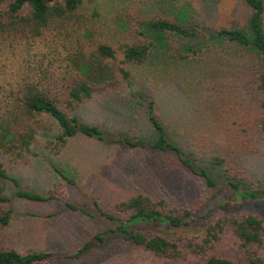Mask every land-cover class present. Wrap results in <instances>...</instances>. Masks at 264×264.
<instances>
[{
	"label": "trees",
	"instance_id": "trees-1",
	"mask_svg": "<svg viewBox=\"0 0 264 264\" xmlns=\"http://www.w3.org/2000/svg\"><path fill=\"white\" fill-rule=\"evenodd\" d=\"M87 1L0 0V47L38 38L50 30H58L71 45L61 72L50 65L35 75H27L17 85H0V264L56 261V252L22 253L6 245L3 234L12 219V197L7 194L10 185L18 188L17 198L28 202L58 199L55 192L42 195L21 189L8 165L27 162L39 136L55 155L79 138L106 145L109 140L104 130L84 122L81 110L93 99L96 85L106 69L111 71V66L132 88L135 81L131 67L148 64L157 57L158 49L165 48L163 54L182 68L214 51L215 58L228 57L223 45L240 55L255 57L260 97L258 107H249L247 111L250 119L254 118L256 136L264 139V0H243L248 10L245 27L216 30L205 17L191 14L189 0H123L126 8L113 16L119 39L102 35V26L97 22L101 14L96 8L88 11ZM219 3L214 0V9ZM84 20L89 24L82 25ZM131 96L146 104L152 138L146 141L137 130L127 129L111 141L128 150L170 154L183 168L201 178L207 188L218 187L207 168L197 167L176 129L172 130L161 119L159 98L141 92H132ZM233 154L210 156L215 166L222 169L229 197L210 206L208 213L200 215V210L194 208L171 207L165 198L144 193L117 199L109 210L98 200V214L109 229L94 235L64 259L81 260L92 250L104 247L111 237H118L127 246L166 260L187 261L195 257L203 264H264V216L252 211L220 212L227 205L264 202V182L252 178L238 165L237 158L231 157ZM53 168L63 180L74 183L61 169ZM68 208L91 215L74 204H68ZM230 239L235 241V256L223 254L222 246Z\"/></svg>",
	"mask_w": 264,
	"mask_h": 264
},
{
	"label": "rangeland",
	"instance_id": "rangeland-1",
	"mask_svg": "<svg viewBox=\"0 0 264 264\" xmlns=\"http://www.w3.org/2000/svg\"><path fill=\"white\" fill-rule=\"evenodd\" d=\"M218 1L217 9L214 0H189L188 7L191 14L208 19L214 30L245 27L248 10L243 0ZM87 7L90 12L95 8L100 12L97 22L104 37L120 38L113 16L126 8L123 0H88ZM83 22L82 25L89 24L87 20ZM68 41L58 30H50L35 39L1 46L0 85H17L27 75H35L50 65L61 72L71 48ZM223 46L228 57L215 58L214 51L187 68L169 60L163 54L165 48L158 49L157 57L148 64L131 67L135 81L132 88L119 78L115 66H111V71L106 69L81 116L84 122L101 127L109 142L101 146L79 138L55 155L39 136L27 162L8 165L21 189L42 195L55 192L58 199L28 202L17 198L18 188L10 185L7 194L12 197V219L3 234L6 245L22 253L56 252L58 256L53 264H203L195 257L187 261L161 259L127 246L118 237H111L104 247L92 250L81 260L67 261L64 257L109 229V224L98 214L95 206L98 200L109 210L117 199L144 193L165 198L171 207L200 210V215L211 211L210 206L229 197L222 169L211 161L212 155L235 152L231 157L237 158L238 165L252 178L264 182V139L256 136L254 118L250 119L247 111L249 107H258L260 93L255 81L258 59ZM132 92L159 98L161 119L172 130L176 129L177 137L195 158L197 167L207 168L218 187L207 188L201 178L183 168L170 154L128 150L111 141L127 129L137 130L146 141L152 138L146 104L133 99ZM54 166L74 183L63 180ZM68 204L79 206L91 215L74 212ZM220 210L223 213L252 211L264 216V202L227 205ZM222 247L223 254L235 256L233 239Z\"/></svg>",
	"mask_w": 264,
	"mask_h": 264
}]
</instances>
